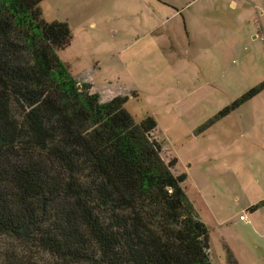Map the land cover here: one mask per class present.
Segmentation results:
<instances>
[{"label": "trees", "instance_id": "16d2710c", "mask_svg": "<svg viewBox=\"0 0 264 264\" xmlns=\"http://www.w3.org/2000/svg\"><path fill=\"white\" fill-rule=\"evenodd\" d=\"M43 1L0 0V264H213L156 121L75 80L58 56L71 30Z\"/></svg>", "mask_w": 264, "mask_h": 264}, {"label": "rangeland", "instance_id": "374dc122", "mask_svg": "<svg viewBox=\"0 0 264 264\" xmlns=\"http://www.w3.org/2000/svg\"><path fill=\"white\" fill-rule=\"evenodd\" d=\"M231 1L44 0L40 10L45 22L64 23L71 30L72 42L58 56L75 80L103 103L126 98L124 107L138 123L152 117L165 164L176 160L171 167L175 177L181 175L177 169L191 167L185 193L209 230L212 263L214 257L217 264H227L231 253L237 264H264V208L252 216L248 212L264 197V181L254 184V161L264 147L257 138L264 135V90L236 113L204 127L264 84V37L258 35L257 20L264 0H236L238 10ZM184 18L193 42L239 39L235 57L227 62L182 57L188 41ZM242 133L250 141L242 139L240 147L247 144L257 154L233 160L229 139ZM236 165L250 171L247 188H242L240 172L232 171Z\"/></svg>", "mask_w": 264, "mask_h": 264}, {"label": "crops", "instance_id": "0c3cea01", "mask_svg": "<svg viewBox=\"0 0 264 264\" xmlns=\"http://www.w3.org/2000/svg\"><path fill=\"white\" fill-rule=\"evenodd\" d=\"M244 2L251 3L252 1L244 0ZM253 4H255V3H253ZM231 5H232V8H234V10H238V8H239L238 1L232 0L231 1ZM256 8H258V7H256ZM182 14H184V9L182 10ZM257 20H258V23H259V25H258V27H259V33H258V35L262 34L263 37H264V32H263L264 31V9L260 13H258ZM237 21H239V19H237ZM188 23H189L188 20L186 18H184V29L186 31V35H187L188 41H187L184 49L180 53V55L182 57H184V58L185 57L186 58L187 57L188 58L192 57V58L197 59L198 61H201V62H206V61H210V60H220V61H226L227 62L228 60H232L235 57V54H234V52H235V45L239 42V39L234 38V37L231 36V37L221 38V39H218V40H215L214 41L213 38L206 37L207 40H206V42L204 44H201L199 42H193V39L190 36V33L188 31V25H189ZM258 35H257V37H258ZM210 68H212V67H210ZM214 72L215 71H213V76H214ZM218 84L219 83H217V81H216V85H214V84L213 85L217 88L219 86ZM216 88H214V89H216ZM241 97H239V98H241ZM239 98H237L236 100H238ZM254 98H252L251 100L245 102L241 106L237 107L236 109H234L233 111H231L227 116L231 115L234 112L236 113L243 106H245L250 101H252ZM234 102H232V103H234ZM230 105L226 106L224 109H222L220 112H218L212 119L209 120L208 124L205 125L204 127H209V126L215 125L217 122H219L220 120H222L225 117H227V116H224V117H221L220 119H216L217 116L221 112H223L226 108H228ZM257 135H258L257 136L258 141H260V140L261 141H264V135H260V134H257ZM248 137H250L249 134L248 135L247 134L245 135L244 133H242L241 135L232 136V138L229 139V141H233L232 142L233 146H232V144L231 145L229 144L228 147H230V148L235 147V149H234L235 151L233 150L232 153L230 152L231 154L229 155V157H231L233 160H236L237 157L242 160V159H245V158H251L252 155L257 154V149H255V148L254 149H249V148H247L248 147L247 144H244L245 145V148L244 149H242L240 147L239 141H241L243 139V140H246L247 142H249L250 140H249ZM244 145H242V146H244ZM260 150H262V151H260L262 153V155L261 156H257L256 160L254 161V165H256L255 171L258 173V175L256 176V180L254 181V184H258V185L261 183V181H264V171L261 174L259 173L260 172V166L264 168V147H263V149H260ZM243 163H245V162H243ZM179 164H180V162L177 159V166ZM190 168L187 169V171H185L186 169L185 170H181V171L177 169V173L178 174H181V175L182 174H185L186 177H187V179H186V181H185V183L183 185L184 186V191H185V189H187L186 185L190 182V176H189V172L191 171ZM251 170H252V168H251ZM232 171H235L237 173L240 172V174L238 176L243 177V179H242L243 182L241 183L242 184V188L244 187V184H245V187H246L247 184H248V177L250 179V174H249L250 171H249L248 167L247 166H243V165H241V166L240 165L239 166L236 165L235 167H232ZM244 174H246V175H244ZM230 184H232V183H230ZM226 188H229V184L228 183L226 184ZM186 197H187L189 203L192 205V207H193V209L195 211L196 217L205 225V223L201 220L200 216L197 214V208H196V205H195L194 200L188 194H186ZM263 198H262V201H260L256 205H253V206H251V207L248 208V212H249V214L251 216H252V213H255V212H257V211H259V210H261V209L264 208V204H262V205H260V207L258 209L254 210V211H251V208H253L254 206H257V205L261 204L262 202H264V199ZM241 217L242 216H240V220H241ZM210 249H211V247H210ZM213 260L217 264V262H216V260H215L214 257H213Z\"/></svg>", "mask_w": 264, "mask_h": 264}, {"label": "built area", "instance_id": "2783aa9c", "mask_svg": "<svg viewBox=\"0 0 264 264\" xmlns=\"http://www.w3.org/2000/svg\"><path fill=\"white\" fill-rule=\"evenodd\" d=\"M244 219H245V218L242 216V217H241V220H244Z\"/></svg>", "mask_w": 264, "mask_h": 264}]
</instances>
